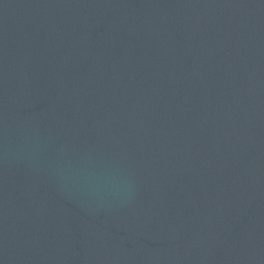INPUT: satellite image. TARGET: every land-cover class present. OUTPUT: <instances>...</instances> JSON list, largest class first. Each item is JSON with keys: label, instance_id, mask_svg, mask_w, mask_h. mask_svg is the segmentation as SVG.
<instances>
[{"label": "water", "instance_id": "95a60500", "mask_svg": "<svg viewBox=\"0 0 264 264\" xmlns=\"http://www.w3.org/2000/svg\"><path fill=\"white\" fill-rule=\"evenodd\" d=\"M0 264H264V0H0Z\"/></svg>", "mask_w": 264, "mask_h": 264}]
</instances>
